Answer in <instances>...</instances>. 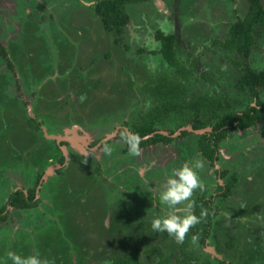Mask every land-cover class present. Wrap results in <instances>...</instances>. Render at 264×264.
I'll list each match as a JSON object with an SVG mask.
<instances>
[{"label": "rangeland", "instance_id": "1", "mask_svg": "<svg viewBox=\"0 0 264 264\" xmlns=\"http://www.w3.org/2000/svg\"><path fill=\"white\" fill-rule=\"evenodd\" d=\"M261 2L264 8V0ZM247 4V0L131 2L126 5L130 22L118 42H114V35L111 36L104 28L93 8L83 7L81 0H0V44L7 48L9 56L0 57V134L5 132L0 135V155L6 146H10L12 137V144L27 142L28 136L32 142L35 141V147L27 145L29 151H33V160L27 155V149L22 154L29 174L21 168L23 166L20 162L19 166L0 167V190L5 189L3 178H6L7 190L17 185L24 187L26 191L35 179L40 178L46 166L49 171L41 177L42 180L43 177L48 179L40 182L41 188L37 190V209L22 211V215L19 210H13L18 218L21 216V222H31L23 223V227H27L25 241L28 251L44 250L35 229L39 225L45 249L51 246L52 241L62 247L66 244L69 247L68 253L67 256L61 255V260L65 257L66 261L73 258L76 264L79 256L85 264H108V253L105 257L95 259L93 252L89 256V249L85 248L86 256L74 255L70 250L78 246L76 243L69 245L67 238L71 235L78 241L93 239L95 236L98 241L95 240L94 243L100 246L111 239L113 246L120 250L132 246L130 238L133 237L134 241L140 239L142 244L140 247L137 245V252L143 251L140 257L142 264H155L158 261L160 264H220L217 259L236 264H264V121L245 130L230 132L219 143L218 160L214 166L197 149V134L203 132H195L198 129L191 127L195 116L192 111L184 116L174 117V121L173 118H166L157 124L158 128L166 131L176 129L178 125L191 128L183 140L177 138L172 143L158 142L141 148L139 155H129L127 158L131 162L134 158L143 161L147 154L151 161L155 159V165L159 164L158 168H163L164 161L167 160L163 158L165 154L170 159L181 155L185 161L198 154L197 158L202 160L203 167L197 171L207 194L217 193L216 182L223 183L230 174L236 176V182L227 196L216 195L213 198V204L217 205L219 211L211 221L209 236L204 244L197 241L193 243L190 229L184 240L177 243L166 233H154L150 227L149 218L159 214V207L154 203L159 200L156 189L162 184L166 174H170V166L164 168L165 171H156L158 177L153 170L145 180L132 168H121L111 176L108 166L99 160L95 162V158H99L101 149L106 146L117 153L118 143H112L111 140L102 148L91 146L96 138L113 132V124L107 125L103 120L109 118L112 111L117 113L125 105L130 112L129 118L132 116V119H136L139 111L152 105L150 97L142 90V84L148 77L142 71L145 67L147 71L153 70L155 73L162 70L171 75L176 73L159 55L140 53L141 48L146 51L157 49L154 32L157 29L164 31L169 26H172L177 37L180 33L183 38L181 43L178 41V58L192 70V76L186 82L190 96L217 92L231 102L234 111L243 110L252 98L264 103V87L259 88L258 97H254L247 89L242 92L235 86L245 63L255 71L264 70V25L256 27V40L248 57L236 52H226L220 44L214 43L215 40H224L228 36L230 24L245 14ZM34 11L38 14L35 15ZM29 19L32 20L31 23L28 22ZM142 36H147L146 44L140 41ZM22 64L34 65L33 71L26 70L33 74L28 76L31 83L19 75ZM55 66L68 68L69 73L59 69V79H66L63 81L68 85L74 87L75 82L86 83L90 78L87 83L93 84L94 88L98 87L95 88L98 90L87 87L88 101L79 95V90L73 92L74 89H71L73 93L69 97L59 95L60 90L63 92L69 89H65L67 86L64 82L58 83V80L47 78V74L53 77L56 75ZM86 67H89L92 75L86 73ZM139 75L143 76L141 82L135 81L133 84V81H129L130 78H139ZM102 78H105L103 89L98 84V80ZM100 89L103 95L99 93ZM130 89L135 90L134 97ZM113 91L119 95L114 103L112 100L116 96L111 95ZM94 97L100 102L104 101L107 109L105 117L99 120L88 115L89 111L100 110L96 109ZM27 102L29 110L24 112L21 104L26 106ZM124 112L127 111L122 110L119 115ZM31 115H37V121L40 117L39 130H33L29 126L28 117ZM199 117L207 121L205 111L200 112ZM205 128L204 132L210 131V124ZM73 131H78L76 139L85 137L84 142L79 146L70 142L62 147L67 149L72 146L83 155L82 160L76 161L70 169L67 165L54 171L59 163L54 160L48 165L44 160L49 155L54 157L53 151L47 152L49 155L45 153L44 144L52 146L53 136L73 139ZM86 142L89 145L84 147ZM38 146L42 150L39 151L36 148ZM68 158L69 153L67 160ZM2 161L5 162V159L2 158ZM1 163L0 161V165ZM180 164L181 162H177L175 167ZM96 166L98 170L101 169L103 176L95 169ZM222 168L227 172L220 179ZM144 170L142 165L137 168L141 175ZM52 171L54 173L50 176ZM198 190L194 191L192 200ZM37 210L39 213L36 215ZM122 210L129 215L134 213L136 217L124 220ZM123 221L131 222L127 224ZM15 222H9L8 226L1 228L0 237L13 240L15 236L11 231L20 225ZM125 234L129 239L124 238ZM117 236L123 238L116 240ZM124 241L125 243H121ZM16 246L14 244L15 248ZM95 247L98 246H94L96 254L100 251L105 253L104 248L97 249L96 252ZM110 248L111 246L108 249ZM184 251L187 252L182 256ZM28 254L29 252L24 251V255ZM180 258L186 259L182 263L178 261ZM0 260V264H12L8 258L7 261L6 258Z\"/></svg>", "mask_w": 264, "mask_h": 264}, {"label": "trees", "instance_id": "2", "mask_svg": "<svg viewBox=\"0 0 264 264\" xmlns=\"http://www.w3.org/2000/svg\"><path fill=\"white\" fill-rule=\"evenodd\" d=\"M140 1L144 0H97L93 10L99 16L104 28L107 31H112L116 35H119L122 33L125 25L129 22V15L126 11V5L131 2L137 3ZM247 3V10L245 14L230 24L228 36L224 40L214 41V43L220 44L224 50H226V52H236L243 55L244 57H248L251 53V47L256 40V27L264 25V8L262 6L261 0H247ZM12 10L13 9H11L10 12H12ZM34 14L36 15L38 12L34 11ZM31 21L32 20L30 19L28 20L30 23ZM154 37L159 42V48L156 52L160 54L162 60L169 67L173 68L180 77L176 78L173 75L168 76L170 73L168 71L166 72L165 70H162L153 76V86L149 85L148 89L144 92L148 97H150L152 105L150 106L149 112L144 115V118H141L139 124L137 123L135 125L134 133H137L139 136H144L145 134L154 130L153 125L155 123L158 124L159 122L166 120V118H173L172 121H174V117L184 116L188 112L192 111L195 115L191 121L192 128L202 129L207 124H210L211 126L210 131L206 130L203 133L197 134V149L200 151L202 156L216 161L218 159L219 143L224 140V138L230 132L237 129L245 130L256 123L264 121V104L255 99L258 104L257 108H251L248 104L243 110L234 111L232 109L231 102L228 99H220L216 96L210 97L208 95H201L197 93L193 94V96H190V94H188V86L186 82L188 81L187 77L188 74L191 73V70L179 62V58L176 54V47H178L179 44L176 43L174 36L170 33L156 31ZM114 40L117 42V38ZM8 45L9 43L6 47H8ZM7 52V48L0 44V57H9ZM7 63L9 66H12L10 61H7ZM21 70L22 69H20V76L23 79L25 77L26 81L31 83L28 76L33 74L30 72L29 75H23ZM235 86L239 91L243 92L247 89L251 95L258 97V89L264 87V70L254 71L247 63H245L244 68H242V72L235 83ZM202 111L207 113L208 122L202 120L199 117V114ZM188 133V131L184 130L182 135H186ZM41 137L45 140L43 136ZM156 139L169 141L172 138L168 135L158 133L152 140ZM146 142H150V139L141 140V143ZM27 143L30 145L31 141L28 139ZM44 147L46 153L50 151L54 152V157L47 153L49 156H46L47 158L44 159L47 163H50L49 159L51 158L54 160L56 155H58V162L62 163L64 161V156L57 149L55 144H52V146L48 147L46 144H44ZM37 148L39 151L42 150L41 147ZM31 153V159L33 160V151ZM35 158L36 157H34V160ZM67 164L69 165L67 168L70 169L73 165L72 160L70 159ZM113 165L114 167L118 168L117 164L115 165L113 163ZM1 166L2 165H0V167ZM226 172V169L221 170L219 178L223 179ZM36 181L37 180H35V182ZM235 182L236 177H234V174H231L230 177L228 176L223 183L216 182L217 193L207 194L205 187H203V190L199 189L197 191V195L193 201V212L196 215H199L202 209L206 212V215L201 219V221L190 228L192 235L195 234L197 236L196 241L198 243H205L209 236L211 221L215 216V213L218 211L217 205L213 204V198L216 195H221L224 197L227 196ZM35 193V187H32L28 190V196L23 195V192L19 190L15 194L17 200L19 201V204L16 205L21 207L35 206L37 202V199H35ZM206 194L209 196L206 197ZM4 217L5 216L3 215L1 219ZM129 217L132 216L129 215ZM135 221L138 222L137 219ZM109 225L110 223L108 226ZM63 246L65 247L61 246V253L63 254L62 256H67L69 247L66 244ZM79 248V246L75 247L74 250H77V255H82V252ZM137 249V245H134V247L132 245V247L129 249L120 250L118 255H114L115 253L112 251L108 252L110 254V256H108V264H141L139 262L141 254L137 252ZM186 252L187 251L181 253L182 256L185 255ZM97 257L99 258V252L97 253ZM185 259L186 258H180L178 261L182 262L185 261ZM217 261L220 264H236L233 261L230 262L225 259H217ZM66 263L72 264L68 259ZM77 264H85L82 261L81 256L78 257ZM157 264H160V262L158 261Z\"/></svg>", "mask_w": 264, "mask_h": 264}, {"label": "flooded vegetation", "instance_id": "3", "mask_svg": "<svg viewBox=\"0 0 264 264\" xmlns=\"http://www.w3.org/2000/svg\"><path fill=\"white\" fill-rule=\"evenodd\" d=\"M144 1H146V0H144ZM140 2H142V1H140ZM138 3V2H137ZM128 13V12H127ZM129 15V14H128ZM129 22H130V16H129ZM128 22V23H129ZM127 23V24H128ZM126 24V25H127ZM126 25H125V27H126ZM125 27H124V29H125ZM172 28V26H169V27H167V29L166 30H160V29H157L156 31H162V32H164V33H170V34H172L173 36H174V40L176 41V43L177 44H180L181 43V41H183V38H182V36H181V34L179 33V35H178V37H177V35H176V33L173 31V29H171ZM124 29H123V31H122V33H120L119 35H116L114 32H112V31H109L110 33H111V36L112 35H114L113 36V41L115 42V40L114 39H116L117 38V42H118V40L120 39V37H121V35L123 34V32H124ZM155 31V32H156ZM155 32H154V34H155ZM154 34H153V36H154ZM146 38H147V36H142L141 38H140V41H142V42H145V44L147 43V41H146ZM155 38V37H154ZM156 40V39H155ZM181 40V41H180ZM157 41V44H158V48H159V42H158V40H156ZM180 43H179V42ZM158 48L157 49H153V50H151V51H146V49H140V53L141 52H144V53H152V54H157V55H159V57L161 58V56H160V54L158 53V52H156L157 50H158ZM180 49V45H178V47H176V50H177V56H178V50ZM156 52V53H155ZM162 59V58H161ZM180 62V61H179ZM181 63V62H180ZM182 64V63H181ZM31 65H32V67H31ZM31 65H24V64H22L21 65V68L20 69H22L21 71H22V73H23V75H29L30 74V72H27V71H31V70H34V65L33 64H31ZM72 65V64H71ZM109 65V64H108ZM183 65V64H182ZM249 65V64H248ZM149 67V66H148ZM186 67V66H185ZM250 67V66H249ZM251 68V67H250ZM59 69L62 71V72H68V68H66V69H64V68H58L57 66H55L54 67V72H56V75H54V77L52 76V75H50V74H47L46 76H47V78L50 80H58V83H62V82H64L65 84V86H67L65 89H69V90H67V91H64L63 90V92H62V90H60V93H59V95H66V97H69V96H71L72 95V93L75 91V92H78L77 90H79V92H80V94L79 95H81L82 97H83V99H87V101H88V98H89V95H86L87 93H89L88 91H87V87L89 88H91L92 90H95V88H98V87H93V84H90V83H87V81H89V79H87L86 80V83L87 84H89V85H86V83H82V82H80V83H77V82H75V85H74V87L72 86V85H68L67 84V82H65V81H63V80H66V79H63V80H61V79H59L60 77V74H59ZM188 69H190L191 70V68H188ZM252 69V68H251ZM27 70V71H26ZM67 70V71H66ZM85 71H86V73L88 74V75H92V72H90V69H89V67H86L85 69H84ZM253 70V69H252ZM142 71H144L145 73H147L148 74V77L146 78V80L143 82V84H142V90L145 92L147 89H148V87H149V85H151V86H153V82H152V78H153V76L155 75V74H157V73H155V71H153V70H151V71H147V67H145V69H143ZM255 71V70H254ZM258 71H260V70H258ZM19 72V71H18ZM52 73H53V71H52ZM51 73V74H52ZM69 73V72H68ZM133 75L135 74V72H131ZM130 73V74H131ZM191 73H192V70H191ZM191 73L190 74H188V80H189V77L190 76H192L191 75ZM19 75H20V73H19ZM168 75V74H167ZM140 76V75H139ZM168 76H171V74H169ZM173 76H175L176 78H179L180 76H179V74L178 73H175ZM88 77V76H87ZM70 78V77H69ZM141 78H143V76L141 77H139V78H134V80L133 79H129V81H133V84H135L136 82L135 81H139V82H141L140 81V79ZM59 80H61V82H59ZM98 80V79H97ZM104 80H105V78H102L101 80H98V84H100V87H101V89H103V86H104ZM90 81H92V79L90 80ZM129 81H127V83H129ZM151 83V84H150ZM61 85H63V84H61ZM94 86H96V85H94ZM58 87V86H57ZM262 88V87H261ZM58 89H60V88H58ZM57 89V90H58ZM71 89H74V90H72L73 92H71L70 90ZM99 90V93L101 94V95H103L102 94V90ZM56 90V91H57ZM96 90H98V89H96ZM95 90V91H96ZM53 92V91H52ZM132 92V94L131 95H133V97H134V95H135V90H131L130 89V93ZM54 93V92H53ZM111 95H115L116 96V99H113L112 101H113V103L115 102V101H117L118 100V93H116L115 91H113L112 93H111ZM201 95H208V96H210V97H214V96H216V97H218V98H220V99H226V98H224V97H221L220 95H218V93L217 92H212V93H202ZM61 99V98H60ZM90 99H91V96H90ZM89 99V100H90ZM256 99V98H255ZM75 100H77V101H80L79 99H75ZM21 102H22V100H21ZM7 103H10L9 102V100H7ZM23 103V102H22ZM94 103H95V105H96V109H100V110H92V112H88V115L89 116H94L95 118H96V120H99V118H103V117H105V113H106V111H107V109H106V106H105V104H104V101H102V102H100L99 100H98V98H96V97H94ZM112 103V104H113ZM11 104V103H10ZM264 104V103H263ZM12 105V104H11ZM13 106V105H12ZM24 106L25 105H23V104H21V107H22V109L24 110V112L25 111H27V110H29L28 109V102L26 103V106H25V108H24ZM111 107H113V105H111ZM129 107V106H128ZM140 109H143V108H140ZM127 111V112H124V113H122L121 115H119V112L120 111ZM149 110H150V106H149V108H146V109H143V110H141V111H139L137 114H136V119H132L131 117L129 118V115H130V112L128 111V109H126L125 108V105L123 106V108L119 111V112H117L116 113V111H112V113H111V115H110V117L108 118H105V119H103L105 122H107V125H108V123L109 124H113V129L111 130V131H113V132H110V134H105V135H103V136H101V137H98V138H96L93 142H92V144H91V146L93 147V146H95L96 148H102V147H104L106 144H108L109 142H111V140H112V143H118V149H117V153H115V150H112L111 152L112 153H104V150H105V148H102L101 149V152H100V156H99V158L97 157V158H95V162L96 161H98L99 160V162L100 163H102V162H104V164L106 165V166H108V168H107V170H108V172H112L111 173V176H114L113 175V173L114 172H117L119 169H121V168H127V169H134V170H136V172H137V174L141 177V178H143L144 180L146 179V177H148L150 174H152V171L153 170H155V174H156V176H157V172L156 171H165V169L164 168H167V167H169L170 166V170L173 168V167H175V164L177 163V162H183V161H185V159H183V156H179V158L177 157V158H175V159H170V157L168 156V155H166L165 154V157H163L164 158V160L165 159H167L166 161H164L165 163H164V167L162 168V166H161V168H158V167H160L159 166V164H157V165H155L156 164V162H155V159L153 160V161H151L150 159H149V157H147V154H146V157H145V159L143 160V161H141V160H138V159H135L134 158V160H133V162H131V160H129V159H127L128 157H129V153H128V150H127V145L124 143V141H123V139H122V133L125 131V130H128V131H131V132H134V128H135V125L138 123L139 124V121L141 120V118L143 117L144 118V115L146 114V113H148L149 112ZM28 112V111H27ZM27 112H26V114H27ZM115 112V113H114ZM123 115H125V116H123ZM106 116H108V115H106ZM116 116H119V117H116ZM37 115H31V116H29L28 117V124H29V126L31 127V128H33V130H39L41 127H39V121H40V117L38 118L39 119V121H37ZM114 117V119H112ZM135 118V117H134ZM42 124V123H41ZM257 124V123H256ZM191 127H192V123H191ZM153 128H154V130L152 131V132H150V133H147V134H145L144 136H140L141 137V140H143V139H145V140H148V139H150V142H146V143H141L140 142V149L142 148V149H144V148H147L148 146H150V145H152V144H155V143H158V142H162V143H172V141L173 140H176L177 138H180V139H182L183 140V138H184V136H185V134L184 135H182V132L184 131V130H186V131H188L189 132V130L191 129V128H189V127H183L182 125H179V127L178 128H176V129H173V130H169V131H166V130H162V129H160V128H158L157 127V123H155L154 125H153ZM205 128V127H204ZM189 129V130H188ZM194 129V128H193ZM78 132V131H77ZM76 132V134L78 135V133ZM190 132H192V131H190ZM158 133H161V134H163V135H168V136H170L172 139H170L169 141H164V140H152L154 137H155V135L156 134H158ZM62 136H64V135H62ZM74 136V135H73ZM71 137V136H70ZM84 138V137H83ZM12 139H13V137L12 138H10V142H11V144H10V146H6L5 147V149H4V151H3V153L0 155V160H1V162H2V166L1 167H7V166H10V165H12V166H19V164H18V162H20L21 163V165L23 166V167H21V168H23V169H25L27 172H26V174L28 175L29 174V171H28V167H26V166H24V160L22 159V154L23 153H25V149H27V152L29 153H27V155H29L30 156V160H31V155H32V153H31V151H29V149H28V143L27 142H22L21 144L19 143V144H12ZM30 140L31 141V144H30V146H32V147H35V141H33L32 142V139L28 136L27 137V140ZM52 141H53V144H55L56 145V147H57V149L61 152V154L64 156V161L62 162V163H60V162H58L57 161V157H58V155H56V158L54 159L55 160V163H59V164H61V166H57V167H54V171L55 170H60V169H62V168H65V166H67L68 164H66V165H64V163H65V161L67 160V157H68V153H69V158H68V160H67V163L70 161V159L72 160V164H76V161H78V160H82V158H81V156H83L79 151H77V150H75L72 146L71 147H68L67 149L65 148V152H64V150L62 149V147L61 146H63L64 144H66V145H69L70 144V142L71 143H75L76 145H78L79 146V144L81 145V143H83L84 142V140H85V138L84 139H75V137L73 138V139H71V138H67L66 136H64V137H62V138H60V139H58L57 137H52V139H51ZM114 141H118V142H114ZM182 144V143H181ZM16 145V146H15ZM34 145V146H33ZM89 145V142H86L85 144H84V147H87ZM25 146H27L26 148H25ZM38 147H40V146H38ZM91 147V148H92ZM179 148H181V145H179L178 146ZM37 148V147H36ZM31 149V148H30ZM199 151V150H198ZM200 152V151H199ZM46 153V152H45ZM122 155V156H119L118 157V155ZM43 156V155H42ZM74 157V158H73ZM131 157V156H130ZM204 159H206V160H208L209 162H210V164L212 165V166H214V164H215V161H214V163H213V160H210V159H208V158H206V157H204V156H202ZM2 158L3 159H5V162H3L2 161ZM51 162L52 161H54L52 158L51 159H49ZM123 160L125 161V162H123ZM218 160V159H217ZM32 161V160H31ZM107 161V162H106ZM50 162V163H51ZM50 163H48V165H50ZM111 163H112V165H111ZM113 163L116 165L117 164V167L118 168H116V167H114V165H113ZM31 164H33V163H31ZM62 164H63V167H62ZM111 165V167H110V169H109V166ZM4 165V166H3ZM142 165V167L143 168H145V170H144V174L143 175H141V174H139V172L137 171V168L138 167H140ZM47 167L48 166H46V168H44V170L42 171V173H41V177H42V174H45L46 173V171H47ZM97 167V166H96ZM96 170L98 171V173L100 174V175H102L103 176V172L101 171V169L100 170H98V167L96 168ZM104 171V170H103ZM107 172V173H108ZM52 173H54L53 171L52 172H50V176H52L53 174ZM106 175V174H105ZM40 177V178H41ZM158 177V176H157ZM39 178V179H40ZM106 178H108V177H106ZM39 179H35V180H37L36 182L34 181V183H33V185L31 186V187H29L26 191H25V189H24V187H22V186H14L12 189H9V190H7L6 188L8 187V185H7V180H6V178H3V183H4V186L3 187H5V189H1V193H0V229L2 228L3 229V227H5V226H8L9 225V222L11 223V222H15L16 220H17V222H15V223H20V225L18 226V227H16L14 230L12 229V231L11 232H13V235L15 236V238L13 239V240H11V239H3V237H0V258H6V260L5 261H7V253L9 252V251H12V252H16V253H18V254H20V255H24V251H27V252H29V254H31V253H33V252H31V251H28V246H27V243H26V241L25 240H27L26 239V235H25V231L27 230V227H23V223H25V224H31V222H21V216L18 218V215L16 216L14 213H13V210H19V212H20V214L22 215V211H29V210H32V211H34L35 209H37V203L38 202H36V205L34 206H30V207H21V206H19V205H16V204H19V201L17 200V198H16V196H15V194L20 190L21 192H23V195H25V196H28V190L29 189H31L32 187H35L36 188V193H35V199H37L38 197V189L39 188H41V185L40 184H42L45 180H47L48 179V177H43V180L41 179V180H39ZM157 179V178H156ZM155 179V184H156V182H157V180ZM40 182H42V183H40ZM3 183H2V185H3ZM16 184V183H15ZM157 190V189H156ZM4 192V193H3ZM15 196V197H14ZM207 196H209V195H207L206 194V197ZM14 197V198H13ZM33 213V212H32ZM39 213V210H37V212H36V215ZM29 214H31V213H29ZM121 214H122V216H123V219L125 220V219H128V218H130V219H134L136 216H135V214L134 213H131L130 215L132 216V217H129V213L128 212H126V211H123L122 210V212H121ZM5 216L3 219H1L2 218V216ZM124 223H127L126 221H123ZM35 224V223H34ZM34 224H32V225H34ZM41 224V223H40ZM107 225V224H106ZM35 229H37L36 230V233H37V237H38V241L40 242V245L44 248V250L43 251H45V252H43V251H41V249H38V250H36V252H38L43 258H45V259H47L48 261H49V264H67L66 263V258L65 259H62L61 260V255H63L62 253H61V249H59V248H61L57 243H55V242H51V246H49V248H46L45 249V247H44V242H43V240H42V237H41V235H40V233H41V231H40V227H39V225L37 226V227H35ZM127 233H128V231H127ZM126 233V234H127ZM126 234L124 235V238L125 239H129V238H126L125 236H126ZM118 237V236H117ZM135 237V236H134ZM123 237H118L116 240H119V239H122ZM68 240H69V245L70 246H72V244H75L76 243V246H79L80 248V250H81V252H82V255H83V253H84V255L86 256V250H85V248H88L89 250V256L91 255V253L93 252V256H94V258L95 259H97L98 257H96L97 256V254L95 253V251H94V246H98V248L97 249H101V248H104V250L103 251H105V253H103L102 251H100L99 252V259L101 258V257H105V254H107L108 252H110V251H112V252H114L115 254L114 255H118L119 254V252H120V249H118V247L117 246H113L114 244H113V240H111V239H109L108 240V243H103L102 244V246H100L99 244H96L95 245V240L96 241H98V239L94 236V238L93 239H88V240H85V239H83V241H78L76 238H75V236L74 235H71V236H69L68 238H67ZM130 239H132L131 240V242H130V244H132L133 245V247H134V245H138L139 247L141 246V244H142V242L140 241V239L139 240H136V241H134L133 240V237L132 238H130ZM61 242V241H60ZM111 242V243H110ZM121 243H125V241L124 242H121ZM14 244H17V246H16V248L14 247ZM58 246H59V248H58ZM109 246H111V248H110V250L108 249L109 248ZM132 247V246H131ZM96 248V247H95ZM69 249V248H68ZM97 249H96V252H98L97 251ZM108 249V250H107ZM71 251V253L72 254H74V255H77V250H70ZM154 251V250H153ZM142 252L143 251H140L139 253L140 254H142ZM155 253V252H154ZM108 256H110V254L108 253L107 254ZM63 257V256H62ZM98 259V260H99ZM69 261H71V263L72 264H76L75 263V260L73 259V258H69ZM0 262H2L1 260H0ZM139 262L142 264V261L141 260H139ZM174 262H176L175 260H174ZM156 263V262H155ZM3 264H9V263H7V262H4ZM99 264H103V262H101V263H99Z\"/></svg>", "mask_w": 264, "mask_h": 264}, {"label": "clouds", "instance_id": "4", "mask_svg": "<svg viewBox=\"0 0 264 264\" xmlns=\"http://www.w3.org/2000/svg\"><path fill=\"white\" fill-rule=\"evenodd\" d=\"M95 3L96 0H81L82 6L89 9L93 8ZM257 105L255 98H252L249 107L257 108ZM122 139L127 145L128 153L131 156L139 155L141 137L137 133L125 130L122 133ZM105 152L110 154L111 148L106 146ZM197 157L198 154L190 160L181 162L178 167L171 169L170 174H166L162 184L156 190L159 200L154 203L156 207H159V214H154L149 218V224L154 233H166L177 243L182 242L189 229L198 224L206 215L203 209L199 215L193 212V201L195 199H191L193 193L196 189L203 190V184L197 171L203 167V162ZM196 240L197 236L194 234L192 236L193 243ZM7 257L12 264H49V261L38 252L22 256L9 251Z\"/></svg>", "mask_w": 264, "mask_h": 264}, {"label": "water", "instance_id": "5", "mask_svg": "<svg viewBox=\"0 0 264 264\" xmlns=\"http://www.w3.org/2000/svg\"><path fill=\"white\" fill-rule=\"evenodd\" d=\"M205 129H206V128L198 129V130H195V132H204L203 130H205ZM73 135H74V137L77 135L75 131H73ZM57 138L60 139L61 137H57ZM78 138H79V139H81V138L84 139L85 137H84V138H83V137H78ZM75 139H76V137H75ZM61 147H62V146H61ZM62 149H63L64 152H65L64 147H62ZM59 166H61V164H58V167H59ZM51 169H52V168H51ZM51 169H49V170H51ZM48 172H49V171L47 170L46 173H45L43 176H45Z\"/></svg>", "mask_w": 264, "mask_h": 264}, {"label": "bare ground", "instance_id": "6", "mask_svg": "<svg viewBox=\"0 0 264 264\" xmlns=\"http://www.w3.org/2000/svg\"><path fill=\"white\" fill-rule=\"evenodd\" d=\"M223 156H225V155H223Z\"/></svg>", "mask_w": 264, "mask_h": 264}]
</instances>
